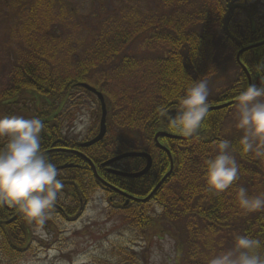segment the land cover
Masks as SVG:
<instances>
[{"label":"trees","instance_id":"1","mask_svg":"<svg viewBox=\"0 0 264 264\" xmlns=\"http://www.w3.org/2000/svg\"><path fill=\"white\" fill-rule=\"evenodd\" d=\"M156 1L160 9L175 11L190 6L191 2ZM203 2L206 5L199 13L186 16L171 13L122 16L119 21H113L115 25L110 31L98 35L83 59L74 58L71 51L57 41L58 34L51 31L54 0L23 3L21 35L32 43L1 68L0 119L14 115L40 118L45 125L41 133L43 152L78 151L111 186V189L105 187L95 177L87 160L77 153L46 154L56 165L63 187L43 225L54 215L66 221L77 220L92 195L101 191L107 195L109 215L118 216L144 242L137 250L118 248L108 264H148L151 240L165 235L175 243L177 264L182 257L186 264H206L194 248L202 237L227 240L232 247L235 235H247L261 242L259 251L264 255V210L240 218L226 203L224 193L212 194L205 181L206 161L216 156L214 148L222 140L226 113L236 103L208 112L202 127L190 138H158L159 144L171 155L173 171L148 201L130 200L125 206L126 197L119 193L145 198L167 173L168 156L155 146L154 136L157 133L181 135L168 127L161 112L175 111L176 115L179 98L192 81L205 79L208 87L214 82L221 72L220 60L226 46L233 48L235 55L239 49L264 41V7L241 5L234 0ZM136 41L141 42L142 52L131 53L129 48ZM55 54H59V58L53 63L51 59ZM240 59L251 80L255 75L264 80V73L255 68L257 64H264V45L247 50ZM232 65L237 69L234 79L227 80V86L216 98L209 94V107L236 100L239 91L247 86L244 73L235 62ZM109 71L119 75L113 79L116 87L112 89L108 87L112 85ZM98 72L101 73L98 86L107 109L106 135L98 143L81 148V143L97 134L98 125L90 128L82 140H77L73 126L76 113L94 98L79 84L89 85L87 77ZM97 108L100 111L98 103ZM230 142L232 152L247 161L239 140ZM5 143L0 140V147ZM131 151L150 156L152 165L144 176L132 179L108 171L112 168L126 173L139 172L145 165L141 158L125 159L109 167L103 165ZM62 166L68 167L59 170ZM182 178L187 180L184 185L180 184ZM9 208L0 206V264H17L23 260L32 242V230L38 226ZM185 220L194 224L182 225L180 230L178 222ZM197 228L202 230V237L188 232Z\"/></svg>","mask_w":264,"mask_h":264},{"label":"rangeland","instance_id":"2","mask_svg":"<svg viewBox=\"0 0 264 264\" xmlns=\"http://www.w3.org/2000/svg\"><path fill=\"white\" fill-rule=\"evenodd\" d=\"M241 5L255 4L258 8L264 7V0H234ZM26 0H0V87H2L1 68L15 58V54L30 48L32 41L28 42L22 38L23 7ZM186 8L180 11L174 9H160L156 0H54V8L51 11V29L58 34L57 41L62 47L69 49L74 58H84L86 51L94 45V40L99 34L110 31L120 17H130L142 14L153 15L154 13H166L172 15H188L199 13L200 8L206 5L203 0H191ZM26 8V7H25ZM23 18V21H22ZM22 22V23H21ZM113 22V23H112ZM140 41L133 42L129 51L142 52ZM59 54L52 56L51 61L56 63ZM233 48L226 46L220 60L221 72L216 76L214 82L209 85L212 98L227 86V80H233ZM93 73L87 77L88 84L101 92L99 75ZM236 74V73H235ZM112 85L116 87L113 80L119 75L115 71H109ZM235 77V76H234ZM92 82V83H90ZM114 82V83H113ZM94 83V84H93ZM132 83V82H131ZM96 84V85H95ZM126 84H129L128 82ZM118 87V85H117ZM107 90V88H106ZM235 106L226 113V119L221 133L222 139L240 140L241 132L235 127ZM81 115L88 117L89 123L85 130L74 131L77 140H82L88 134L90 128L99 123L100 113L95 98L89 99L85 109L76 113V119ZM74 126V125H73ZM217 155V146L214 148ZM240 167L238 179L228 190L224 192L226 203L233 209L238 217L244 218L245 214L238 207L236 199L239 188H244L250 196L264 195V160H257L252 154L245 153L247 161L238 154L233 153ZM182 183L187 180L182 178ZM152 206L158 211L155 203ZM110 205L107 195L98 191L92 195L86 208L75 221H66L54 215L49 223L38 225L33 228V238L30 248L23 260L17 264H108L112 262L118 248H134L143 246L144 242L137 234L127 227L118 216H110ZM186 221V222H185ZM178 222V228L182 225L194 223L190 220ZM194 229L193 226H189ZM203 236L202 230H188ZM197 239L196 236H193ZM195 244V251L200 254L206 264L216 254L231 248L227 240L202 237ZM148 264H177L176 250L173 239L169 236L154 237L149 245ZM179 264H186L185 258H181Z\"/></svg>","mask_w":264,"mask_h":264},{"label":"clouds","instance_id":"3","mask_svg":"<svg viewBox=\"0 0 264 264\" xmlns=\"http://www.w3.org/2000/svg\"><path fill=\"white\" fill-rule=\"evenodd\" d=\"M256 70L264 73V64ZM209 87L205 79L192 81L179 98L178 111L161 115L168 127L183 137H192L206 119ZM235 127L241 132L239 145L243 153L264 160V82L243 88L236 96ZM89 123L86 115L74 122V131H83ZM45 125L38 118L11 116L0 119V206L17 210L29 223L43 225L63 187L57 167L42 151L41 133ZM205 181L214 195L223 194L238 179L240 167L227 139L217 143V155L206 161ZM245 214L264 210V195L250 196L239 188L236 196ZM262 245L258 239L235 235L231 248L214 255L208 264H264Z\"/></svg>","mask_w":264,"mask_h":264},{"label":"water","instance_id":"4","mask_svg":"<svg viewBox=\"0 0 264 264\" xmlns=\"http://www.w3.org/2000/svg\"><path fill=\"white\" fill-rule=\"evenodd\" d=\"M261 45H264V41L262 43H259V44H256V45H252V46H249V47H246V48H243L241 50H239L236 54V61L239 65H241L240 63V60H239V56L240 54L244 53L245 51L251 49V48H255V47H258V46H261ZM243 70L245 71V74H246V77H247V84H252L251 83V78L250 76L248 75V73L246 72L245 68H243ZM254 83L257 84L258 86H260L262 84V82H264V80L259 76V75H255L254 76ZM247 85V86H248ZM80 87L84 88L85 90L93 93L98 102H99V105H100V121H99V128H98V133L96 134V136L94 138H92L91 140L85 142V143H82L80 146L82 148H87V147H90L96 143H98L99 141H101L105 134H106V115H107V111H106V105H105V102H104V98L103 96L97 92L95 89L89 87L88 85L86 84H79ZM236 103V100L233 101ZM232 102H229V103H225V104H222V105H218V106H214V107H209V110L208 112L210 111H215V110H220V109H223L229 105H231ZM194 135V134H193ZM159 137H167V138H171L173 136L171 135H168V134H165V133H157L155 134L154 136V142H155V146L160 148L161 150H163L166 155L168 156L169 158V170L168 172L161 178V180L156 184V186L154 187V189L151 191V193L143 198V199H137V198H133L125 193H122V192H119L121 195L125 196L127 198L126 200V203L125 204H128L129 200L132 199V200H138L140 202H146L150 199V197L157 191V189L161 186V184L165 181V179L171 174L172 172V168H173V163H172V159H171V156H170V153L169 151L162 147L159 143H158V138ZM183 138H190V137H183ZM49 152H70V153H77L79 155H81L83 158H85L88 162V164L90 165V167L92 168L93 172H94V175L95 177L102 183L104 184L106 187H109L101 178H99V176L97 175V172L95 170V167L94 165L82 154H80L79 152L77 151H72V150H68V149H54V150H49V151H46V152H43L44 154H47ZM127 158H143L145 159L146 161V165L145 167L137 172V173H125V172H122V171H118V170H114V169H108L109 173L113 174V175H117V176H120V177H125V178H140L142 176H144L149 170H150V167H151V158L148 154L146 153H137V152H128V153H123L121 155H118L116 157H113L111 159H109L108 161H106L103 165L104 166H110L114 163H117L123 159H127ZM68 166H62V167H59L60 170L62 169H65L67 168ZM9 209H12V208H9Z\"/></svg>","mask_w":264,"mask_h":264},{"label":"flooded vegetation","instance_id":"5","mask_svg":"<svg viewBox=\"0 0 264 264\" xmlns=\"http://www.w3.org/2000/svg\"><path fill=\"white\" fill-rule=\"evenodd\" d=\"M240 62L242 63L241 59H240ZM235 63H236V60H235ZM236 65H237V67L240 69V71H242L243 73H245V72L243 71V63H242V66H239L237 63H236ZM233 71H234V75H233V78H234L235 73H236V71H237V69H236L235 66H233ZM167 113H168L169 116H174V115H175V111H171V112H167ZM175 136H177V135H175Z\"/></svg>","mask_w":264,"mask_h":264}]
</instances>
